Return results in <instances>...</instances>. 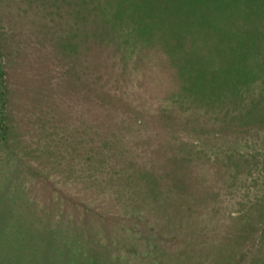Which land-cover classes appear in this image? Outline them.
Wrapping results in <instances>:
<instances>
[{
    "label": "trees",
    "instance_id": "trees-1",
    "mask_svg": "<svg viewBox=\"0 0 264 264\" xmlns=\"http://www.w3.org/2000/svg\"><path fill=\"white\" fill-rule=\"evenodd\" d=\"M58 1L65 20L28 7L0 32V146L62 186L14 232L81 205L101 225L86 264H264V151L238 140L264 125V0H207L209 20L200 0Z\"/></svg>",
    "mask_w": 264,
    "mask_h": 264
},
{
    "label": "rangeland",
    "instance_id": "rangeland-1",
    "mask_svg": "<svg viewBox=\"0 0 264 264\" xmlns=\"http://www.w3.org/2000/svg\"><path fill=\"white\" fill-rule=\"evenodd\" d=\"M183 1L181 5L186 10L189 9L191 12L196 11L193 9L196 7L197 0ZM198 4L201 10L206 13L204 20L207 18L209 20L214 15L213 12L221 10L223 6L219 1L208 2L207 0H200ZM47 5L53 6L51 11L54 13L52 18L55 22H58V20L63 21L67 18L64 12L61 11L62 4L58 0H42V2L40 0V3L37 0H0V32L4 30L5 35L8 37L12 33L9 29L10 27L11 29L15 28L17 30L18 24L23 19L30 18V20H35L37 18L35 15L30 17L27 14L29 13L27 10L28 7H31L34 11L43 9L42 12H44L45 9H49L46 8ZM212 32H219V30L218 28H214ZM4 44H7L6 41L0 43V46H4ZM14 140L15 138L13 137L10 145L9 141L6 143L8 145L6 149L0 146V211L2 210V213H5L6 210H9L8 215L12 214V217L8 216L4 222H0V248L5 250V252L0 251V264H86V261L79 253H84V249L87 246H91L86 241L91 239V236L97 232L96 229L100 228L101 225L98 220L99 218L85 215L81 210V205L73 206L68 204L65 206L64 204L67 210L64 207L53 206L42 208L41 213L36 214L38 216L37 221L32 219L31 224L27 227L21 223L17 231L14 232L15 220H17L19 209L32 213L34 211L32 206L33 200L38 201L40 204L48 198L50 205L52 194L59 188H62L60 184L52 188L48 184L49 179L46 177L31 176L30 173L32 171L30 168H33L35 165L32 164L31 159H27V157L19 152V143L16 142L17 140L14 143ZM238 140H245L247 142L245 144L254 146L263 152L264 125L251 127L246 133L238 135ZM202 141L209 142L208 138H203ZM240 143L242 145V142ZM244 151V149L240 148V152ZM16 155L20 159H16ZM251 174L255 176L254 170H251ZM248 176L246 174H240L236 178H248ZM260 177L254 189L258 187L262 179L264 181V170L261 171ZM54 195L57 196L56 193ZM22 201L24 203L20 206ZM36 210L40 211L39 208ZM82 231H85L84 233L87 239L82 237L84 236ZM34 238H38L40 241L39 245L41 244L42 246L43 243L51 241L54 246H58V249L64 250V255L61 257H53V254L48 251L46 246H43V249H46L45 252L39 251V247L36 248L33 242ZM21 240H24L28 247L23 249L21 247ZM92 250L98 254V264L107 263L106 256L104 253H101V250L95 248ZM124 261L121 260L118 264H125ZM127 263L146 264V260L128 259Z\"/></svg>",
    "mask_w": 264,
    "mask_h": 264
}]
</instances>
